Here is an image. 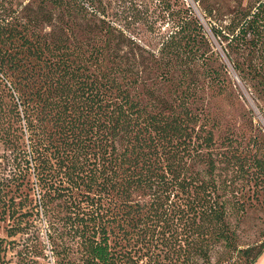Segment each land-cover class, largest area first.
I'll use <instances>...</instances> for the list:
<instances>
[{
	"label": "trees",
	"instance_id": "1",
	"mask_svg": "<svg viewBox=\"0 0 264 264\" xmlns=\"http://www.w3.org/2000/svg\"><path fill=\"white\" fill-rule=\"evenodd\" d=\"M196 1L264 105V0ZM100 4L0 0L13 114L6 142L37 192L53 261L255 264L264 240L245 245L241 235L254 205L217 173L207 93L230 81L204 25L180 12L155 47L106 19Z\"/></svg>",
	"mask_w": 264,
	"mask_h": 264
},
{
	"label": "rangeland",
	"instance_id": "2",
	"mask_svg": "<svg viewBox=\"0 0 264 264\" xmlns=\"http://www.w3.org/2000/svg\"><path fill=\"white\" fill-rule=\"evenodd\" d=\"M100 3L101 15L130 36L155 47L171 33L180 12L190 9L202 22L214 51L228 70L230 81L224 92L213 88L207 93L216 151L220 154L217 173L242 195L246 204L254 205L243 217L242 242L250 245L263 241L264 105L256 102L239 79L197 1L100 0ZM9 89L10 83L0 71V236L4 239L1 264H56L45 217L36 205L37 192L29 190L27 178L15 168L13 153L6 142L8 129L12 131L13 126ZM254 191L257 197L252 201ZM255 264H264V254Z\"/></svg>",
	"mask_w": 264,
	"mask_h": 264
}]
</instances>
